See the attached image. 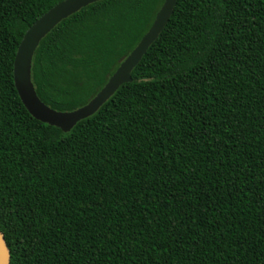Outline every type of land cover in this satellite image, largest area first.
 Instances as JSON below:
<instances>
[{
	"label": "trees",
	"instance_id": "16d2710c",
	"mask_svg": "<svg viewBox=\"0 0 264 264\" xmlns=\"http://www.w3.org/2000/svg\"><path fill=\"white\" fill-rule=\"evenodd\" d=\"M64 0H0V231L11 264H264V0H178L124 84L71 132L14 85L26 31ZM164 0H103L40 44L32 80L88 104Z\"/></svg>",
	"mask_w": 264,
	"mask_h": 264
},
{
	"label": "water",
	"instance_id": "95a60500",
	"mask_svg": "<svg viewBox=\"0 0 264 264\" xmlns=\"http://www.w3.org/2000/svg\"><path fill=\"white\" fill-rule=\"evenodd\" d=\"M103 0H64L36 21L25 33L14 60V85L32 117L69 133L81 121L95 115L124 84L133 81L132 73L149 48L168 25L178 0H164L155 20L136 48L123 60L101 91L85 106L71 112L56 111L39 98L32 80L33 59L41 42L64 20L82 9ZM0 264H11V252L0 231Z\"/></svg>",
	"mask_w": 264,
	"mask_h": 264
}]
</instances>
